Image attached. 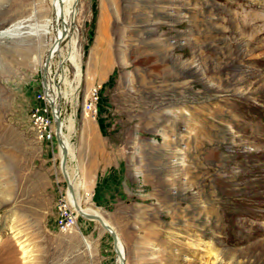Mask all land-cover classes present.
<instances>
[{
    "label": "rangeland",
    "instance_id": "rangeland-1",
    "mask_svg": "<svg viewBox=\"0 0 264 264\" xmlns=\"http://www.w3.org/2000/svg\"><path fill=\"white\" fill-rule=\"evenodd\" d=\"M53 8L0 0V264H119L70 203L76 224L58 227L60 145L30 122L63 24L46 78L67 90V167L127 264H264V0H77L60 23ZM71 40L80 71L62 62Z\"/></svg>",
    "mask_w": 264,
    "mask_h": 264
},
{
    "label": "built area",
    "instance_id": "built-area-1",
    "mask_svg": "<svg viewBox=\"0 0 264 264\" xmlns=\"http://www.w3.org/2000/svg\"><path fill=\"white\" fill-rule=\"evenodd\" d=\"M100 84H95L89 91L84 109L88 113L97 112V105L100 101ZM42 89L37 93L35 102L30 107L29 117L33 129L39 140H56L55 118L51 109L52 89ZM75 210L69 205V201L62 197L58 202L57 225L60 229L71 230L76 224Z\"/></svg>",
    "mask_w": 264,
    "mask_h": 264
},
{
    "label": "bare ground",
    "instance_id": "bare-ground-1",
    "mask_svg": "<svg viewBox=\"0 0 264 264\" xmlns=\"http://www.w3.org/2000/svg\"><path fill=\"white\" fill-rule=\"evenodd\" d=\"M68 1V4H67V6H68V8L70 7V9L68 10V8H66L65 9V7H63V0H53V2H54V8H53V10H54V14H55V18L57 17V22H58V20H59V23L61 22V18L62 17H65L66 16V14L70 11L71 13H73V18L75 17V10H73V7L76 5V3H77V0H67ZM69 12V13H70ZM56 20V19H55ZM48 25H49V22L48 23H45V24H43V25H34V26H32L31 27V32L30 33H28L29 35H36L37 33L38 34H40L41 32H43V31H45V33H47V31H49L47 28H48ZM52 26V25H51ZM19 28H20V26H18ZM19 28H15V30H13L12 29V31L11 32H5L4 33V35H17V34H19L20 35V31H18V29ZM61 28V27H60ZM21 29V28H20ZM63 29V28H62ZM66 32H67V36H66V38H65V40L66 39H68V37H69V34H68V31L66 30ZM62 33H63V30L62 31H60V33H58V35H57V33H56V40H58L59 39V37L62 35ZM55 40V42H54V44L52 45V47L50 48V53H49V56H48V58H47V60L49 59L50 61H51V59H52V57L55 55V53H57V51L60 49V45H61V43H63V42H57ZM75 43H76V41L75 40H71V48H70V52H69V54L68 55H66V57L62 60V62L63 63H65V61H67V60H71L72 62H74V63H76V65H77V67H78V70L80 71V65H79V63H77V61H76V58H75ZM47 60H46V63H45V67H46V69H47V71L45 72L44 71V76H45V78H46V76H47V73L49 72V64L47 63ZM45 69V68H44ZM62 78V79H61ZM61 78H59L60 80H63V81H66V83H68L70 86H72V82H69V80H68V78H67V75L65 76V70L63 69L62 70V73H61ZM47 79V78H46ZM52 80V79H51ZM47 81H48V79H47ZM61 82L59 81H55L54 82V84L53 83H50V82H48V84H49V86H50V88L52 89V97H51V99H52V102H54L56 105H55V108H56V112H57V115L58 116H60L61 117V108H60V100L63 98V97H66V95H67V90H65L62 86H61V84H60ZM80 83V79H79V82H78V84ZM61 121H62V131H61V136H62V138H63V141H64V144H65V146L69 149L70 148V142H69V136L66 134V132H65V123H64V121H63V119L61 118ZM60 151H61V157H62V148H61V146H60ZM66 171H67V173L69 174V176H70V179H71V183L73 182V179H72V177H71V173H70V170H69V168L68 167H66ZM68 201H69V203H70V205L73 207V208H75L76 210H77V208L79 207V209H81L83 212H86V213H88V211L87 210H85V209H83V208H81L80 207V205H79V202H78V199L76 198V195L74 196L72 193H71V191H69L68 192ZM79 209L77 210L79 213H80V211H79ZM108 223V222H107ZM86 243L88 244V242L86 241ZM122 243H121V240H120V238H119V247H120V249H121V252H123V250H122ZM116 253L118 254V263L119 264H122V256H121V254L118 252V250L116 249ZM123 254V253H122Z\"/></svg>",
    "mask_w": 264,
    "mask_h": 264
},
{
    "label": "water",
    "instance_id": "water-1",
    "mask_svg": "<svg viewBox=\"0 0 264 264\" xmlns=\"http://www.w3.org/2000/svg\"><path fill=\"white\" fill-rule=\"evenodd\" d=\"M63 27H64V31H63L62 35L59 37L58 40H56L59 43L63 42L67 36L65 24H63ZM49 61L50 60L48 59L47 63H49ZM44 71L45 72L47 71L46 67H45ZM43 85L46 89V93H45L46 96H49L48 95L49 84H48L45 76L43 77ZM55 105L56 104L54 102H51V109H52V113H53L54 118H55L56 141L62 148L61 169H62V172L64 174V177H65V180L67 182V186H68L69 190L75 196L76 195L75 188H74L73 184L71 183V179H70L69 174L66 171V167H67V164L69 162L70 151L65 146L63 138L61 136L62 121H61V117L57 115ZM78 209H79V207L77 208V210ZM79 211H80L82 217H85L87 219H91V220H95V221L99 222V224L101 225L103 230L105 232H107L109 234V236H111V238L113 239L115 248L118 250V252L122 256V264H127L126 257L122 254L123 252H121V249L119 247V233L117 232V230L110 223H107L101 215H99L97 213H86V212H83L81 209H79Z\"/></svg>",
    "mask_w": 264,
    "mask_h": 264
},
{
    "label": "crops",
    "instance_id": "crops-1",
    "mask_svg": "<svg viewBox=\"0 0 264 264\" xmlns=\"http://www.w3.org/2000/svg\"><path fill=\"white\" fill-rule=\"evenodd\" d=\"M96 178H97V176H96ZM87 180V184H91L92 182H93V180L92 179H90V178H88V179H86ZM91 181V182H90ZM96 181H97V179H96Z\"/></svg>",
    "mask_w": 264,
    "mask_h": 264
}]
</instances>
